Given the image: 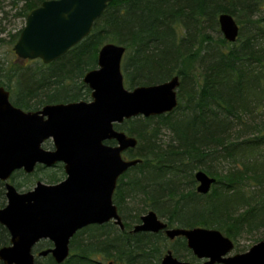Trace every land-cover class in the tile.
I'll return each mask as SVG.
<instances>
[{
	"label": "trees",
	"instance_id": "16d2710c",
	"mask_svg": "<svg viewBox=\"0 0 264 264\" xmlns=\"http://www.w3.org/2000/svg\"><path fill=\"white\" fill-rule=\"evenodd\" d=\"M45 1L0 0V10L5 16L9 5L25 20ZM221 14L237 19L234 43L220 33ZM20 32L10 35L11 44ZM107 43L125 48L121 71L130 89L179 78L172 112L115 126L137 140L124 155L140 160L116 189L114 204L121 215L127 210L123 205L137 198L141 205L129 222L121 217L124 228L133 230L147 210L165 219L168 228L217 230L233 240L264 227V0H112L90 34L65 55L49 64L33 60L32 67L0 68V86L11 93L12 105L32 112L41 105L88 99L81 80L97 68L98 51ZM76 84L81 87L73 92ZM163 129L171 137L162 145ZM222 163L230 167L221 171ZM197 170L216 179L207 195L193 188ZM18 176L26 175L19 171L11 180ZM4 199L0 182V208ZM80 234L85 239L75 246L79 253L63 264H103L94 259L98 255L125 264H157L152 260L161 234L118 233L111 226L90 227L76 237ZM175 242L195 260L183 239ZM8 244L0 226V248ZM44 247L36 245L35 253ZM35 264L56 263L47 256Z\"/></svg>",
	"mask_w": 264,
	"mask_h": 264
},
{
	"label": "water",
	"instance_id": "95a60500",
	"mask_svg": "<svg viewBox=\"0 0 264 264\" xmlns=\"http://www.w3.org/2000/svg\"><path fill=\"white\" fill-rule=\"evenodd\" d=\"M112 0H48L32 9L13 45L22 61H56L87 37L93 23ZM222 37L234 43L239 27L228 14L218 16ZM123 46L104 44L97 54V68L88 71L83 84L90 90V101L45 105L25 112L9 100L0 86V182L4 183L6 205L0 209V226L9 235V245L0 248L1 264H35L50 256L56 264L69 257L73 236L89 225L111 220L124 230L112 196L119 177L140 160H126L123 154L137 140L115 125L137 117H157L172 112L177 104L179 78L128 91L124 88L121 62ZM51 140L53 150L42 145ZM115 142V146L106 145ZM64 165L65 178L54 185L36 182L32 191L19 193L9 184L16 171L31 175L37 166ZM196 193L207 195L216 179L203 171L194 175ZM169 240L183 238L192 255L202 264H264V240L244 254L230 255L231 240L219 231L205 228H167L153 211L140 217L131 231L157 234ZM43 240L52 247L34 252ZM160 264H190L177 260L167 251Z\"/></svg>",
	"mask_w": 264,
	"mask_h": 264
},
{
	"label": "rangeland",
	"instance_id": "374dc122",
	"mask_svg": "<svg viewBox=\"0 0 264 264\" xmlns=\"http://www.w3.org/2000/svg\"><path fill=\"white\" fill-rule=\"evenodd\" d=\"M4 9L6 11V15L5 16L3 15L2 11L0 10V68H2L3 70H10V69H12L13 66H15V67H27V66H31L32 67V66H34V63H30L32 61L19 60L15 56L14 52L12 51V47H13L14 44H11L10 35H14L15 33H17L20 30H22V28L24 27L25 20L22 19V18H19L15 14L16 13L15 10L11 9L9 7V5H6L4 7ZM235 21H237L236 18H235ZM12 83H14V78L12 80ZM123 84H124V88L126 90H128V91H132L133 90V89H130L127 86V84L124 81V77H123ZM8 87H10V85H8ZM80 87L81 86H78V84H76V86H72L71 88H75L74 90H72L73 92H75V90H78ZM6 91H8V90L6 89ZM81 93H83L84 97H86L84 92H80L78 94H81ZM11 99H12L11 98V93L9 92V100L12 103ZM90 100L91 99L89 97L88 99L85 98V99H81L80 101L89 102ZM47 105H51V104H47ZM43 106H45V105L39 106L37 110H41ZM22 110L26 111V112H30V110H24V109H22ZM159 136H160V140H161L160 143L162 145L165 144V143H168L169 139L171 137L169 131H167L166 129H163L162 132L159 133ZM51 146L53 147L52 141H51V143L49 142V144L46 145V149L51 147ZM43 147H44V145H43ZM229 167L230 166H227V164H223V163L218 165V169L221 170V171H225ZM198 171L199 170H197V171H195L193 173V177L196 174V172H198ZM63 179H64L63 173L61 171H58L56 168L44 169L43 167L40 168L39 166H37L36 170L31 175H26V176H21V177L18 176V177H16L13 180H11V178H10L9 179V184L13 185L15 187V189L19 193H26V192L32 191L34 189V187L36 185V182H41L42 184H45V185H54L55 183L57 184V182L62 181ZM197 185L198 184L196 182L194 187H193L194 190H196ZM16 187H19V188L17 189ZM3 188H4V184H3ZM5 193H6V191H5V188H4V198H5ZM117 198H118L117 201L119 203L120 202L121 203L124 202V200L121 201V197L119 198V194H118ZM5 205H6V198L4 199V206ZM123 208L127 209L125 211V215L124 214L121 215L120 213L119 214H120L121 217L122 216L124 217V218L123 217L122 218H123V220L125 219L124 220L125 222H129V220H128L129 217L134 214L133 210H135V209L138 210V209L141 208V205L139 203V199L138 198L135 199L134 202L131 203V204L123 205ZM129 211H132V212H130V214H129L128 213ZM147 211H150V210H147ZM147 211L142 213L140 216L145 215L147 213ZM158 218L160 220H162L163 222H166L165 219L160 218V217H158ZM132 226H135V224H132L131 227ZM170 228H175V227H170ZM223 236L226 237L225 235H223ZM261 237H264V227H260V228H258L256 230L251 231L250 233L243 232L241 235L237 236L235 238V240L229 238V240H231L233 245H234V250L232 251V254H244V253H246L252 246H254V245H256L257 243L260 242V241H256V240H258V238H261ZM83 239H85V238H84V236L82 234L78 235V237L73 239V241H72V243H71V245L69 247L70 248L69 256L74 257V256L77 255V253H79L78 251H76V247L75 246H77L81 241H83ZM42 244H43V247H44L45 243H42ZM44 248H46V247H44ZM157 248H158L157 249L158 253L155 254V256H157V257H155L152 260L154 263L160 264L161 259L165 256L167 251H170L173 254V256L177 260H179L181 262L186 261V262H189L191 264H201L202 263V261L197 260V259L192 260L190 258V255L185 250H183L182 247L177 242L168 241L165 238V236L162 235V234H161L160 238L158 239ZM34 252H35V249H34ZM38 259H42V258H37L36 261ZM94 259L99 261V262H102L103 264H109V263H112V264H125L124 263L125 261L124 262H119L117 259H113V258L105 259L104 256L101 257L99 255L96 256Z\"/></svg>",
	"mask_w": 264,
	"mask_h": 264
},
{
	"label": "flooded vegetation",
	"instance_id": "af4514ba",
	"mask_svg": "<svg viewBox=\"0 0 264 264\" xmlns=\"http://www.w3.org/2000/svg\"><path fill=\"white\" fill-rule=\"evenodd\" d=\"M89 97H90V93H89ZM49 142L51 143V140H47V141H45L44 142V147H43V145H42V147H43V149L44 150H48V151H51V150H53V147L51 146V147H49V148H47L46 149V145L47 144H49ZM106 145H109V146H115L116 145V143L115 142H106L105 143ZM123 157H124V159H128L127 158V156H126V154L124 155L123 154ZM129 160V159H128ZM39 167L41 168V167H43L44 169H49V168H45L44 166H42V165H39ZM52 168H56L58 171H61L62 173H63V175H64V178H65V172H64V165L62 164V163H57L56 165H54L53 167H51L50 169H52ZM26 175V174H25ZM122 177V176H121ZM121 177H119V179L117 180V185H116V188H115V190H114V193H113V196H112V200H113V204H114V199H115V195H116V189H117V187H118V185H119V181H120V179H121ZM64 180V179H63ZM59 182H61V181H59ZM59 182H57V183H59ZM56 184V183H55ZM115 205V204H114ZM116 206V205H115ZM117 207V206H116ZM117 209H118V207H117ZM118 214H119V210H118ZM120 215V214H119ZM121 217V216H120ZM159 219V218H158ZM121 220H122V218H121ZM162 221V220H161ZM163 222V221H162ZM122 223H123V220H122ZM140 223V222H139ZM164 223H166V222H164ZM105 226H111V227H114V228H116L117 229V231H118V233L119 232H121V233H123V232H126L127 234H132V229H130V230H128L127 228H124V230H121L116 224H115V222L113 221V220H111V221H109V222H107V223H105V224H102V225H89V226H86L85 228H83V229H81V230H87L88 228H90V227H100V228H105ZM134 227V226H133ZM132 227V228H133ZM167 228H168V225H167ZM80 230V231H81ZM80 231H78L74 236H73V238L70 240V243H69V247H70V245H71V243H72V241H73V239L77 236V234L80 232ZM145 234H151V233H145ZM157 234H162V235H164L165 236V234H164V232H159V233H157ZM157 234H153V235H157ZM166 238V237H165ZM180 237H178V238H175L174 240H169V239H167L168 241H170V242H172V241H176L177 239H179ZM181 239H183V238H181ZM184 241H185V239H183ZM40 243H45V246H47L45 249H48V248H51L52 247V245H51V243L49 242V241H47V240H43V241H40L38 244H40ZM47 243H49V245L47 244ZM37 244V245H38ZM185 245H186V241H185ZM187 247V246H186ZM69 250H70V248H69ZM196 259V258H195ZM184 262H186V261H184ZM189 263V262H188ZM109 264H112V263H109ZM191 264V263H190Z\"/></svg>",
	"mask_w": 264,
	"mask_h": 264
},
{
	"label": "bare ground",
	"instance_id": "6f19581e",
	"mask_svg": "<svg viewBox=\"0 0 264 264\" xmlns=\"http://www.w3.org/2000/svg\"><path fill=\"white\" fill-rule=\"evenodd\" d=\"M218 19V18H217ZM26 61V60H25ZM122 63V62H121ZM90 91V90H89ZM69 103H72V102H69ZM63 104H65V103H63ZM39 111V110H38ZM26 112V111H25ZM37 168V167H36ZM36 170V169H35ZM16 172H19V171H16ZM14 174V173H13ZM195 180V179H194ZM195 183H196V181H195ZM221 233V232H220ZM222 234V233H221ZM229 239V238H228ZM9 245V244H8ZM188 249V248H187ZM234 250V249H233ZM70 251V250H69ZM192 254V253H191ZM232 254V253H231ZM233 255V254H232ZM193 256V255H192ZM194 257V256H193ZM195 258V257H194ZM202 264V263H201Z\"/></svg>",
	"mask_w": 264,
	"mask_h": 264
}]
</instances>
